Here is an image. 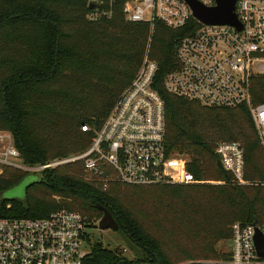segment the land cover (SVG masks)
I'll list each match as a JSON object with an SVG mask.
<instances>
[{"label":"trees","instance_id":"obj_1","mask_svg":"<svg viewBox=\"0 0 264 264\" xmlns=\"http://www.w3.org/2000/svg\"><path fill=\"white\" fill-rule=\"evenodd\" d=\"M125 2L0 0V130L13 135L28 167L85 153L138 75L150 40L149 56L159 66L154 87L166 109V153L187 158L188 170L200 183H113L104 190L95 179L85 178L82 162L68 163L40 171V180L26 188L23 200L0 199V218H45L66 209L97 224L101 205L145 260L89 238L84 264H202L208 259L229 264L233 224H264V150L251 114L245 107L209 108L169 93L164 80L180 67L179 44L200 24L193 18L179 29L159 21L154 27L130 23L123 13ZM251 94L254 105L264 103V75L253 78ZM221 141L242 142L246 180L262 182L238 185L216 153ZM28 174L6 167L0 196ZM34 189H42L44 199L31 198ZM149 201L163 212L144 216ZM223 241L230 246L219 251Z\"/></svg>","mask_w":264,"mask_h":264},{"label":"built area","instance_id":"obj_2","mask_svg":"<svg viewBox=\"0 0 264 264\" xmlns=\"http://www.w3.org/2000/svg\"><path fill=\"white\" fill-rule=\"evenodd\" d=\"M197 1L208 8L217 5L216 0ZM123 13L130 23L154 27L159 21L172 29L195 19L200 28L180 42V67L166 75L164 87L169 93L204 107L247 108L264 150V103L254 105L251 94L253 78L264 75V0H236L235 13L241 29L200 22L185 0H126ZM158 71L157 62L147 52L138 75L124 90L85 153L41 167H28L13 135L0 130V167L40 172L82 162L85 171L104 190L113 183L199 184L188 170L186 159L166 153L165 102L154 87ZM216 153L234 181L240 186L248 185L242 144L221 142ZM260 185L264 187V183ZM94 224L81 213L66 209L45 218H0V264H84L91 251L88 230ZM257 231L264 237V224H233L229 264H264L256 247Z\"/></svg>","mask_w":264,"mask_h":264},{"label":"water","instance_id":"obj_3","mask_svg":"<svg viewBox=\"0 0 264 264\" xmlns=\"http://www.w3.org/2000/svg\"><path fill=\"white\" fill-rule=\"evenodd\" d=\"M185 1L189 4L190 8L192 9L194 18L204 24L232 25L237 27L238 29L242 28L235 13L236 0H216L217 5L213 8L205 7L197 0ZM91 6L95 7L94 4H92ZM98 208L103 212V217L98 223V228L101 231L111 230L117 233L125 244V246L133 253L137 261L143 262L145 260L143 252L140 248L133 244L131 240L119 229V225L113 215L110 213V211L101 205H99ZM255 242L258 254L261 257H264V237L259 231H257ZM97 244L98 246H101L103 243L98 241Z\"/></svg>","mask_w":264,"mask_h":264},{"label":"rangeland","instance_id":"obj_4","mask_svg":"<svg viewBox=\"0 0 264 264\" xmlns=\"http://www.w3.org/2000/svg\"><path fill=\"white\" fill-rule=\"evenodd\" d=\"M92 19H96V16H93ZM152 30H153V28H152ZM150 47H151V41L149 40V44L147 46V52H149V53H150ZM147 52H146V54H147ZM146 54H145V56H146ZM251 86H252V82H251ZM249 131H248V135L251 134V131L250 132ZM221 142H223V141H221ZM221 142H219V143H221ZM224 142H227V141H224ZM182 158L187 160V158H185V157H182ZM64 160H67V159H64ZM64 160H61V161H64ZM6 167L19 169V170L25 172L22 168H17V167H12V166H3V167H0V175L3 174ZM83 174H84L85 178L91 179L90 175L86 171H83ZM40 176H41L40 172H29V174L26 177V179L24 180V182H22L16 188L2 194L0 196V199H20V200H23L26 196V187L28 185H30L31 183L39 181ZM247 182H248V185H246V186H257V184H255V183L256 182H262V181H254V180L247 179ZM207 183L211 184V185H215V186L223 184V182H219V181H208ZM43 197H44V194L42 195V189H34L31 192V198H33V199H44ZM54 198H57V197H54ZM143 209L144 210L142 212H143L144 216H148L149 214L157 215L158 213L161 214L163 212L160 209H154L152 207L150 201H149V205ZM139 211H141V208L139 209ZM144 218L151 220V218H147V217H144ZM88 233L90 234V236L93 240H95V241L97 240V241L102 242L104 247H106L108 249H116V248L120 247V248H123L125 250V254L129 258L135 257L133 255V253L125 246V244L123 243V241L121 240V238L118 236L117 233H115L111 230L101 231L98 228V223L94 224L93 228H90L88 230ZM228 244H229L228 242H224V241L220 242L218 244V250L220 251L223 248H229L230 244L229 245ZM181 260H184V259H181ZM199 262L202 264H226L224 262H218L216 259H208V260L199 261ZM188 263H189L188 261H183L180 264H188Z\"/></svg>","mask_w":264,"mask_h":264}]
</instances>
